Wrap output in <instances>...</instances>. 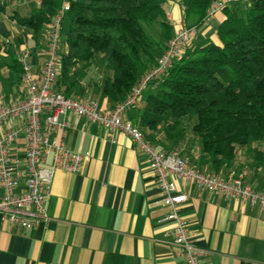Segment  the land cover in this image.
<instances>
[{"label": "crops", "instance_id": "obj_1", "mask_svg": "<svg viewBox=\"0 0 264 264\" xmlns=\"http://www.w3.org/2000/svg\"><path fill=\"white\" fill-rule=\"evenodd\" d=\"M243 2L230 3L227 8L235 9ZM163 8L174 34L182 24L180 1L168 0ZM3 13L10 21L0 18V103L8 104L26 94L13 61L28 51L27 62L37 78L46 50L43 32L34 39L31 30L10 19L18 12L8 0H0V15ZM223 20L220 11L203 22L190 48L218 44L216 29ZM62 48L65 51L66 45ZM69 75L72 86L59 87L63 92L67 89L69 97L88 98L102 112L111 111L122 101L112 102L101 92L108 76L103 62L86 69L79 65ZM153 88L149 86L120 119L137 124ZM24 122L18 119L2 129L18 133L9 146L13 157L24 153ZM65 122L66 148L86 159L78 173H54L45 221L25 231L0 219V264H184L171 245V223L164 220L167 209L160 201L148 161L131 139L122 133L111 138L105 129L72 115ZM155 140L158 149L169 150L170 144L164 146L161 134ZM257 148H240L233 165L221 167L216 174L221 179L242 176L252 189L264 192V165L253 162ZM175 150L201 171L214 172L209 164L202 163L201 145L191 132ZM173 183L176 192L187 197L180 216L193 236V244L206 251L202 264H264V209L183 180L174 179Z\"/></svg>", "mask_w": 264, "mask_h": 264}, {"label": "trees", "instance_id": "obj_2", "mask_svg": "<svg viewBox=\"0 0 264 264\" xmlns=\"http://www.w3.org/2000/svg\"><path fill=\"white\" fill-rule=\"evenodd\" d=\"M34 1L27 17L14 13L10 19L37 39L60 0ZM167 1L71 0L61 28L66 49L55 90L68 96L59 87L72 86L73 69L103 62L108 76L102 94L115 103L124 100L173 35L163 8ZM179 1L182 23L198 28L214 0ZM222 12L218 44L187 48L147 96L136 124L155 147V136L161 134L164 146L170 144L167 152L191 132L201 145L202 163L215 174L233 165L240 148L264 143V0H244ZM13 67L21 80L19 58ZM254 152V165H264V151L258 147Z\"/></svg>", "mask_w": 264, "mask_h": 264}, {"label": "built area", "instance_id": "obj_3", "mask_svg": "<svg viewBox=\"0 0 264 264\" xmlns=\"http://www.w3.org/2000/svg\"><path fill=\"white\" fill-rule=\"evenodd\" d=\"M242 0H214L207 9L204 22L222 11L228 4ZM71 0H60V8L43 32L46 58L35 78L24 50L19 62L23 68L21 88L24 97L8 104L0 103V219L22 230H31L47 219L46 201L56 171L78 173L86 159L66 148L63 133L67 129L65 118L72 115L105 129L111 138L117 133L128 136L148 161L152 176L160 191V201L167 209L164 220L171 223V245L184 264H202L206 251L193 244V236L180 216V207L187 197L177 193L173 180H183L199 189L240 199L245 204L264 209V192L244 182L242 176L221 179L212 172H203L179 151L165 152L149 143L140 128L120 119L132 109L149 87H157L167 77L173 63L180 60L193 43L196 27L182 23L166 44L156 64L146 71L124 100L109 112H102L97 104L85 97H68L54 88L60 74L63 43L61 28ZM60 117L64 118L60 121ZM24 119L25 149L22 157L9 154V146L18 133L3 132L4 126ZM54 137L52 138V136ZM47 165V166H46Z\"/></svg>", "mask_w": 264, "mask_h": 264}, {"label": "rangeland", "instance_id": "obj_4", "mask_svg": "<svg viewBox=\"0 0 264 264\" xmlns=\"http://www.w3.org/2000/svg\"><path fill=\"white\" fill-rule=\"evenodd\" d=\"M8 1H10V4L11 5H13V7L17 10V12L18 13H20L21 15H23V16H28V14H29V12H30V10L34 7V6H36L37 4H36V1H34V0H8ZM245 10H241V15H244L245 14V12H244ZM12 12V11H11ZM10 12V13H11ZM5 14V15H4ZM5 18H4V17ZM9 17L10 16H8L6 13H3L2 15H0V18L4 21H6V20H9ZM10 21V20H9ZM63 45H64V42H63ZM257 146L261 149H263L264 148V143H262V144H257Z\"/></svg>", "mask_w": 264, "mask_h": 264}]
</instances>
